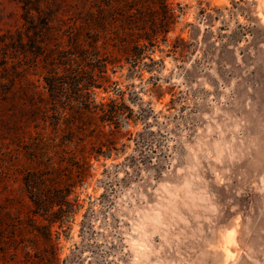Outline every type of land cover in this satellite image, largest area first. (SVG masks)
I'll list each match as a JSON object with an SVG mask.
<instances>
[{"label":"rangeland","instance_id":"374dc122","mask_svg":"<svg viewBox=\"0 0 264 264\" xmlns=\"http://www.w3.org/2000/svg\"><path fill=\"white\" fill-rule=\"evenodd\" d=\"M168 2L165 41L108 66L131 109L129 134L110 155H91L69 194L62 264H264V0ZM81 6L64 0L60 25ZM20 7L0 0V42L21 29ZM35 62L15 64L21 115L44 94ZM109 88L96 98L114 97ZM9 163L0 199L26 208L14 170L22 159L1 157Z\"/></svg>","mask_w":264,"mask_h":264},{"label":"trees","instance_id":"16d2710c","mask_svg":"<svg viewBox=\"0 0 264 264\" xmlns=\"http://www.w3.org/2000/svg\"><path fill=\"white\" fill-rule=\"evenodd\" d=\"M20 2L22 27L0 42V159H22L14 170L27 206L8 194L0 199V264H62L57 240L72 208L69 194L88 158L110 155L129 134L131 109L124 91L111 88L108 66L132 48L165 41L175 15L168 0H78L81 14L60 25L64 0ZM25 56L43 65L44 94L21 115L11 90ZM108 87L114 97L97 99ZM11 170L0 164V180Z\"/></svg>","mask_w":264,"mask_h":264}]
</instances>
